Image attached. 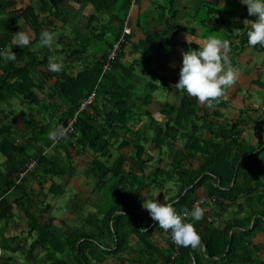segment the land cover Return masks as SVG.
Wrapping results in <instances>:
<instances>
[{
  "label": "trees",
  "instance_id": "obj_1",
  "mask_svg": "<svg viewBox=\"0 0 264 264\" xmlns=\"http://www.w3.org/2000/svg\"><path fill=\"white\" fill-rule=\"evenodd\" d=\"M65 1L31 0L19 6L16 0H0V52L17 55L15 61L0 58V155L4 158L0 163V220L12 217L14 207L25 209L27 234L35 236L30 244L28 237L26 243H21L20 237L15 244L16 238L10 241L1 236L0 252L4 254H0V264H264V240L258 241L264 236V140L253 144L239 129L241 124L254 122L255 128L264 130L263 117L254 118L250 114L253 109L242 107L235 122L220 111L212 113L210 107L182 92L179 105L164 103L159 119L149 108L157 85L149 83L148 93H135L137 63L125 67L121 61L124 50L110 71L103 69L133 0H121L120 15L115 12L120 0H74L91 3L95 14L109 13L113 19L100 30L90 22L91 37L78 35L69 42L65 38L60 49L38 47L43 31L55 34L45 28L49 18H43L49 14L62 17L60 8ZM165 2L159 5L160 21H166L163 29L147 32V38L137 46L147 63L152 61L153 41H159L166 54L172 53L177 43L179 28L165 12L174 0ZM215 13L219 8L213 12L210 8V16L202 22L212 21ZM29 27L34 34L30 46H14L15 33ZM247 31L239 45L230 43L231 55L248 44ZM78 39L81 49L72 50L70 43ZM96 39L104 44L86 57ZM127 39L131 41L132 35ZM34 46L37 49H32ZM187 47L179 49L180 60L190 49ZM256 48L264 52V47ZM63 55L64 63L59 57ZM53 56L62 63L60 73L47 68ZM78 58L84 67L75 73ZM259 84L264 89V84ZM94 91L95 102L78 113L74 132L54 144L49 132L67 125L83 99ZM16 102L22 107L18 114L14 112ZM211 114L217 121L209 119ZM165 147L172 156L170 168L180 173L173 196L165 185L167 179H174L171 171L158 165L165 159ZM87 152L93 160L82 173L92 194L86 200L76 194L72 214L78 225L66 224L68 229H62L45 202L49 194L63 195L64 187L83 175L77 174L75 161ZM197 157L200 164L194 167L190 160ZM31 160H37L38 166L21 178ZM34 180L40 184L38 192L29 185ZM154 189L166 190V203L173 204L181 216L191 213L196 201L205 199L197 205L204 210V217L193 221L189 215L185 220L194 223L200 247L178 246L179 253L173 258L175 244L170 231L146 218L143 211V201ZM83 205L96 210L86 211ZM35 207L39 213L33 211Z\"/></svg>",
  "mask_w": 264,
  "mask_h": 264
},
{
  "label": "crops",
  "instance_id": "obj_2",
  "mask_svg": "<svg viewBox=\"0 0 264 264\" xmlns=\"http://www.w3.org/2000/svg\"><path fill=\"white\" fill-rule=\"evenodd\" d=\"M21 6L23 4H29L31 3V0H16ZM219 1V3H218ZM165 0H133L130 9L128 11L126 20L128 19L133 30L131 44L126 45L124 48V53L122 56V63L123 65L130 66L133 63L142 62L144 61L143 57V50L137 48L139 47L140 42L144 41L147 38V32H153L154 30L160 31L163 29V22L166 21H160L162 13H161V5L164 3ZM166 3V2H165ZM210 3H214L213 7H210ZM219 8V13L213 14L212 21L208 20L205 22H202L204 19L206 20L210 15V8L211 12L214 11V9ZM154 8V9H153ZM62 12V17H54L53 14H49V17H44L43 20L49 18L48 26L46 25L45 28L53 29V32L56 34H53V37L55 35H58L63 32L61 35V38L64 39L63 42L70 41L69 35L73 34L74 37H78V35L84 36L87 35L88 37L92 36V33L90 31V22H93L92 26L94 28H98L99 30L101 27L105 29V25L113 19V16L109 13H103V14H95L96 10L95 7L88 2H82L77 3L74 0H66L64 4L60 8ZM169 14L171 15L170 22L175 25L178 30L177 35V43L176 46H174V51L172 53H163L161 50V45L159 41H153L152 42V62L154 61L155 66L158 64H163V78L164 79H170L171 75L174 78L175 84L178 82V75L180 73V69L182 67V60H179V49L181 46L188 45V42L186 41V37H189L190 41H197L199 44H203V42L207 39L205 35L197 34L191 35L188 32L189 31H195L199 29L201 26L207 27L208 32L210 31L212 36H215L221 40H228L229 43L233 44H240L244 35L245 30H249L251 28L252 23L256 20L255 16H250L245 8V5L241 3V0H174L173 5L168 9ZM121 11V10H120ZM168 12V11H167ZM123 13V10L120 14ZM204 16H201L200 14ZM97 15L98 19H96L94 16ZM93 16V17H92ZM200 17V18H199ZM198 18V20H196ZM72 21H75L74 23H71ZM192 21H196V27L199 26V28H194L195 26L192 25ZM231 21V22H230ZM70 24V26H69ZM27 34L30 35L31 39L34 37L33 30L29 28H25L23 30ZM234 35H236V38H234ZM76 37V39H77ZM194 37H196L194 39ZM209 37V36H208ZM66 38V39H65ZM80 40V39H78ZM73 41L72 43V50L74 49H81V40L80 42ZM239 41V42H238ZM158 44V48L154 47V45ZM60 46V44H59ZM59 46L53 45L54 49H60ZM102 48V47H101ZM92 50H95L93 48L89 49V51L85 54L86 57L90 56V52ZM241 50V51H239ZM235 54L230 56V60L233 64V66L238 70V78L236 84L228 89L225 96L213 101L212 106L210 107V111L212 113H216L217 111H220L221 113L225 114V117H228L235 122L238 121L239 115H240V109L242 107L251 108L254 110V112H251L254 116V118H257L259 116L263 117L264 119V89L261 87L259 83L264 84V52L259 51L256 46H249L246 44L243 48L239 49ZM231 51V50H230ZM178 53V54H175ZM161 53L164 55L171 56L169 59H167V68L166 63H161V61L166 58V56L163 58L161 57ZM174 54L176 56H174ZM179 55V56H178ZM174 56V57H173ZM234 59H232L231 58ZM100 57V55H99ZM95 60H97V57H93ZM66 60V59H65ZM75 73L79 72L84 67V61L81 60V58H78ZM62 62V61H61ZM157 64V65H156ZM160 69V67H159ZM177 78V80H176ZM169 88V93H173V100H177L180 96V100L183 96V93H180L179 90H174L175 87ZM174 90V91H173ZM164 96V95H163ZM155 97H153L152 104L154 103ZM164 96L163 98H166L164 102L171 101V97ZM157 98V97H156ZM258 98L260 101V104H258V100L255 101V99ZM172 100V101H173ZM180 100L177 103L179 105ZM253 103H252V102ZM151 104V105H152ZM150 110L155 114V111L151 109ZM164 103H162V106ZM162 108V107H161ZM160 108V109H161ZM246 108V109H247ZM159 109V110H160ZM230 110V112H229ZM157 111V110H156ZM229 112V114H228ZM159 114V111L157 112ZM156 114V115H157ZM263 114V115H262ZM212 117L209 119L212 121H217V119L213 118V114H211ZM160 116V115H159ZM221 123V121H219ZM254 123V122H253ZM253 123H250V126H246L244 124H241L239 126V129L242 130V136L249 139V141L253 144H256L257 140H260V142L263 140L261 137L257 138V136L261 133H264V130L255 128L253 126ZM206 137H209V134H205ZM180 145L183 142H179ZM258 143V142H257ZM182 145L180 147H182ZM0 157H2L0 155ZM4 162V158H0V163ZM191 164H194L193 160L191 161ZM81 178V177H80ZM80 182H83V179L77 182V191L81 193L83 191L84 187H79ZM33 187L38 192L40 190V184L38 181H32L31 183ZM46 185V184H45ZM48 192V190H47ZM84 191L81 193L83 194ZM163 195V199L162 196ZM166 193L163 192L161 194L155 193V200H158L159 202H163L164 198H166ZM87 197H83L84 200H86ZM169 198V197H168ZM167 198V199H168ZM166 199V200H167ZM165 203V202H163ZM37 204H40V200H38ZM36 204V205H37ZM49 204L50 202L46 199L45 205ZM51 206V205H50ZM93 210H96L92 206ZM25 210V209H24ZM24 210L21 208H15L13 209V216L9 219H3L0 220V240H2V237H6L8 240L13 241L16 238V242H19L20 237H22L21 243H26V237L29 236L27 234L29 229V219L27 215L25 214ZM33 211L36 213H39L40 209L39 207L33 208ZM145 211L146 216L151 219L150 214L147 210ZM50 212H52V207L50 208ZM58 219V218H57ZM58 226L62 224L60 220L55 222ZM32 239H30V238ZM28 242H31L34 240L35 236H29ZM25 239V240H24ZM0 254H4L1 253ZM5 255H7L5 253Z\"/></svg>",
  "mask_w": 264,
  "mask_h": 264
},
{
  "label": "clouds",
  "instance_id": "obj_3",
  "mask_svg": "<svg viewBox=\"0 0 264 264\" xmlns=\"http://www.w3.org/2000/svg\"><path fill=\"white\" fill-rule=\"evenodd\" d=\"M247 6L248 14L255 16L256 20L247 31V42L249 46L264 47V0H241ZM191 44L193 41L186 37ZM196 44L197 41H194ZM14 46L22 49L31 44V37L24 31H18L12 38ZM54 37L48 31H43L40 36V45L53 48ZM230 43L215 36H209L197 49H190L182 53V67L180 78L175 89L186 93L197 99L201 105L212 106L213 101L225 96L228 89L233 87L238 78V70L230 60ZM0 58L4 61H15V52H0ZM58 57H50L47 68L52 73L62 71V63L57 62ZM67 130L57 127L49 132V139L57 141L66 138ZM143 207L149 212L153 221L166 232L170 231L172 242L177 246L191 247L196 249L201 245V238L196 232L194 223L185 222L190 215L193 221H200L204 217V210L194 206L191 213L187 211L183 216L177 213L171 203H161L158 200L143 201Z\"/></svg>",
  "mask_w": 264,
  "mask_h": 264
},
{
  "label": "rangeland",
  "instance_id": "obj_4",
  "mask_svg": "<svg viewBox=\"0 0 264 264\" xmlns=\"http://www.w3.org/2000/svg\"><path fill=\"white\" fill-rule=\"evenodd\" d=\"M122 1L120 0L119 1V3H118V5L116 6V8H115V12H116V14H118V15H120V13H121V11L119 10V7H120V3H121ZM162 4H165V2L164 3H162ZM154 9V8H153ZM161 12H162V9H161ZM166 12V14L168 15L169 14V10H168V12L167 11H165ZM201 16H204V13H203V15L202 14H200ZM200 18V17H199ZM161 20V19H160ZM196 20H198V18L196 19ZM75 21H72L71 23H74ZM192 23V25H194L195 27V29L196 28H199V26H197L196 27V24L198 23H196V21H192L191 22ZM69 26H70V24H69ZM71 27V26H70ZM248 30V29H247ZM247 30H245L244 32L246 33V31ZM189 34H191V35H195V36H197V34H203V35H205L207 38H208V36H212V34H210L211 32L209 31L208 32V29H207V27H203V26H201L199 29H197V30H195L194 32L193 31H189L188 32ZM56 34V33H55ZM63 34V32H61L60 34H59V36L58 35H55V37H54V41H55V43H54V45H55V47L56 46H59V44L61 45V42H63V39L61 38V35ZM109 36V35H108ZM107 36V40H111V37H108ZM69 38H70V40H72L73 38H74V36H73V34H70L69 35ZM196 37H194V39H195ZM234 38H236V35H234ZM97 40V41H96ZM95 41H96V43L94 44V45H92L91 46V48H98V47H100L101 45H103L104 44V42H101V41H99V39H96ZM78 42H80V40H78ZM100 42L102 43V44H100ZM239 42V41H238ZM191 44H195V46H198V45H201V44H199V43H195V42H192ZM191 44H189L188 43V47H187V49H196V48H194V47H192L191 46ZM37 46L38 47H42L40 44H37ZM37 46H34V47H32V49H34L35 47V49H37ZM60 47V46H59ZM154 47H156V48H158V44L157 45H154ZM61 48V47H60ZM181 48V47H180ZM34 49V50H35ZM186 49V50H187ZM189 49V50H190ZM175 54H177L176 52H175ZM174 54V56H176ZM166 56V58H164ZM173 56V57H174ZM60 57V60L62 61V63H64L65 62V59H66V56H59ZM143 57H144V55H143ZM161 57H163L164 59L161 61V63H166V68L168 67L167 66V59H169L171 56H168V55H164L163 53H161ZM231 58H232V56H231ZM144 59V61H143V63L141 62H138V64H136V66H135V74H136V77H135V79H134V85H135V88H134V91H135V93H137V95L138 94H141L143 91L144 92H146L147 91V89H150L151 90V88L148 86V84L149 83H154V84H156L157 85V87H158V89H156L155 91L156 92H154L153 94H154V96H156L155 97V100H154V103L151 105V109L153 110V111H155V116L156 117H158L159 116V114H157V112L159 111V109L162 107V103H165L164 102V100L166 99V98H163L164 96H167L168 95V97H171V101L170 102H173V103H177L178 104V102H179V100H180V97L177 99V100H173L172 98H173V93H169L168 91H169V88L171 87V88H173V86H174V83L175 82H173V81H175L174 80V78L172 77L173 75H171V77H170V79H164L163 78V64H156L157 66H155V64H154V61L152 62H150V63H147V60L145 59V58H143ZM233 59V58H232ZM179 60H180V57H179ZM234 60V59H233ZM159 67H160V69H159ZM180 74V73H179ZM176 80H177V78H176ZM178 81H179V78H178ZM178 83V82H177ZM174 90H176V89H174ZM173 90V91H174ZM147 93H148V91H147ZM180 93H182V92H180ZM164 95V96H163ZM167 97V98H168ZM173 100V101H172ZM258 100V101H257ZM255 101H257L258 102V104H260V101H259V99L258 98H256L255 99ZM252 102V101H251ZM253 103V102H252ZM15 107H14V112L15 113H19V112H21V109H22V107L21 106H19L18 105V103L16 102L15 104ZM25 109H27L26 107H25ZM157 110V111H156ZM27 111V110H26ZM54 112V110L53 109H50V113H53ZM229 112H230V110H229ZM229 112H228V114H229ZM27 113H28V111H27ZM157 114V115H156ZM159 119L161 118V116H159L158 117ZM55 119H57V118H55ZM146 122H148V121H146ZM204 134H206V133H204ZM262 136V138L261 139H263L264 140V133H261V134H259L258 136H257V138H259V137H261ZM258 142V143H257ZM260 143V140H257L256 141V145H258ZM180 144V143H179ZM151 146H153L152 145V143L150 144ZM181 145H182V143H181ZM125 152H128L129 151V149H125L124 150ZM154 151H152V153H153ZM154 153H156V152H154ZM163 154L165 155L164 157H165V159L163 160V164H158V165H160V166H164V167H166L167 166V170H169V171H171L170 172V174H171V176L174 178V179H167L166 181H165V185H166V190H168V191H170L171 189V192H170V194L173 196L174 194H176L177 193V188H178V183L176 182V179H178L179 178V175H180V173L178 172V170H176V169H174V168H170V163H171V160H172V156L170 157V149L168 148V147H165L164 149H163ZM117 151H116V153L114 154V157H117ZM0 158H2V157H0ZM115 158H113V160H114ZM200 160V158H195V160H194V167H198L197 165H199L200 164V162H199V160ZM93 160V157L90 155V153H85L83 156H81V157H79V158H77L76 159V161H75V166H76V168L78 169V175L79 174H83L82 176H81V178H77V179H75L74 181H71V183L69 184V185H66L64 188H65V193L63 194V195H58V196H56V195H53V194H49L48 195V197H47V200L50 202V205H51V207H52V212H51V214L53 215V216H55L56 218H58V220H60V221H62V224H60V226L59 227H61L62 229H68L67 228V226H66V224L68 225V226H75V225H78V223L76 222V216L74 215V214H72V209H74V207H75V204H73V201H76V194H78L79 192L77 191V189H78V187H77V182H79L80 180H82L83 179V182H80V184H79V187H84L83 188V191H84V193L82 194V196L85 198V197H89L92 193H91V186H89V185H87L86 184V179H85V177L87 178V176H85L84 175V173H82L83 171H84V169H85V166H86V164L88 163V162H90V161H92ZM155 164H156V162H155ZM170 168V169H169ZM72 178H74V177H72ZM56 181H60V179H56ZM66 182V181H65ZM32 183V181H30L29 182V185H32L31 184ZM166 190H164V191H166ZM82 191V192H83ZM164 191H161V190H156V189H154V190H152L151 191V194H150V196L147 198V201H154L155 200V193H157V194H161V193H163ZM81 192V193H82ZM167 192V191H166ZM165 192V193H166ZM168 193V192H167ZM166 193V194H167ZM147 194V192H145V195ZM80 197V196H79ZM162 197V199H163V195L161 196ZM169 197V195H166V198H164V200H163V202H165L166 203V201L168 200L167 198ZM167 199V200H166ZM98 202H99V198L97 197L96 199H95V203H97L98 204ZM162 202V203H163ZM96 204V208L98 209V207L100 206V204H98L97 205ZM84 205H85V203H84ZM83 205V207H84V210H86V211H88V210H90V211H92L93 209H92V207L91 206H88V205H86V206H84ZM213 207H214V205H213ZM140 208V207H139ZM143 210H146L144 207H143ZM139 212H142L143 213V211L140 209V210H138ZM227 217V216H226ZM75 218V219H74ZM146 218H147V216H146ZM65 223V224H64ZM29 237V236H28ZM30 238V237H29ZM30 239H32V238H30ZM262 241L263 242V240H264V236H261V238H259L258 239V241ZM260 241V242H261ZM31 242H29V244H30ZM263 262H264V257H263ZM21 262H24V261H22L21 260ZM108 263H111V262H108Z\"/></svg>",
  "mask_w": 264,
  "mask_h": 264
},
{
  "label": "built area",
  "instance_id": "obj_5",
  "mask_svg": "<svg viewBox=\"0 0 264 264\" xmlns=\"http://www.w3.org/2000/svg\"><path fill=\"white\" fill-rule=\"evenodd\" d=\"M132 34H133L132 26H131L129 20L127 19L125 21V24H124V27H123V31H122V34H121L120 38L109 49L107 62L104 64V68H103L104 72L110 71L112 69L113 62L123 52L124 47L126 45L131 44V41H129L127 39V37L132 35ZM95 99H96V91H94L90 96H88L85 99H83V101L81 102L80 108H79L78 112L76 113V115L69 121V123L67 125H62V127L67 130V136L72 134L74 132V130H75L74 129V124L77 121L78 113L83 111V110H85L89 105L93 104L95 102ZM263 111H264V109H263ZM58 141H59V139L57 141H55L54 144H56ZM48 151H49V149H47V152ZM37 166H38V161L37 160H31L27 164V167H26L25 171L21 174V178L26 176L31 171H34ZM204 202H205V199H200V200L195 202V205L196 206L197 205H201ZM178 253H179L178 246L175 245V252H174L173 258H175L178 255Z\"/></svg>",
  "mask_w": 264,
  "mask_h": 264
}]
</instances>
